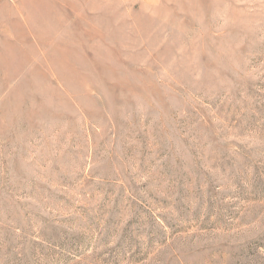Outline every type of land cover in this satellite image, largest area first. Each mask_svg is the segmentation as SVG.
Masks as SVG:
<instances>
[{
    "label": "rangeland",
    "instance_id": "rangeland-1",
    "mask_svg": "<svg viewBox=\"0 0 264 264\" xmlns=\"http://www.w3.org/2000/svg\"><path fill=\"white\" fill-rule=\"evenodd\" d=\"M0 264H264V0H0Z\"/></svg>",
    "mask_w": 264,
    "mask_h": 264
}]
</instances>
